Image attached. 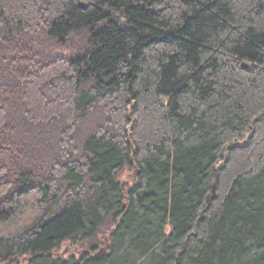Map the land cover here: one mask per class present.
<instances>
[{
  "label": "trees",
  "instance_id": "1",
  "mask_svg": "<svg viewBox=\"0 0 264 264\" xmlns=\"http://www.w3.org/2000/svg\"><path fill=\"white\" fill-rule=\"evenodd\" d=\"M14 261L264 264V0H0Z\"/></svg>",
  "mask_w": 264,
  "mask_h": 264
},
{
  "label": "rangeland",
  "instance_id": "2",
  "mask_svg": "<svg viewBox=\"0 0 264 264\" xmlns=\"http://www.w3.org/2000/svg\"><path fill=\"white\" fill-rule=\"evenodd\" d=\"M126 180H127V179H126ZM73 250H74V249H73V248H70L69 245H68V246H64V247H62L61 252H62V254L67 255V254L71 253ZM13 263L15 264L16 261H14Z\"/></svg>",
  "mask_w": 264,
  "mask_h": 264
},
{
  "label": "water",
  "instance_id": "3",
  "mask_svg": "<svg viewBox=\"0 0 264 264\" xmlns=\"http://www.w3.org/2000/svg\"><path fill=\"white\" fill-rule=\"evenodd\" d=\"M214 193H216V183L214 184ZM105 253V249L103 248V249H101L98 253H97V255H103ZM178 264V263H177Z\"/></svg>",
  "mask_w": 264,
  "mask_h": 264
}]
</instances>
